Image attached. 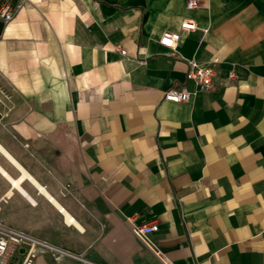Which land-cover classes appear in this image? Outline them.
Segmentation results:
<instances>
[{
	"label": "crops",
	"instance_id": "crops-1",
	"mask_svg": "<svg viewBox=\"0 0 264 264\" xmlns=\"http://www.w3.org/2000/svg\"><path fill=\"white\" fill-rule=\"evenodd\" d=\"M188 1L15 0L0 24V223L86 260L35 264H264V0Z\"/></svg>",
	"mask_w": 264,
	"mask_h": 264
},
{
	"label": "built area",
	"instance_id": "built-area-1",
	"mask_svg": "<svg viewBox=\"0 0 264 264\" xmlns=\"http://www.w3.org/2000/svg\"><path fill=\"white\" fill-rule=\"evenodd\" d=\"M199 0H189L187 9L194 10L199 8ZM16 16L15 0H0V24L7 25L14 20ZM197 29V24L190 20H185L181 24L180 32H167L161 39L160 44L170 48L176 49L182 40L183 32H193ZM118 51L126 56L127 53L122 48ZM217 60L212 61L210 64H200L196 61L190 62L189 70L187 72V79L196 82L202 89L210 88L213 86L217 70ZM235 74L231 75V79H235ZM0 97L9 99V95L0 88ZM191 93L183 90H171L167 92L165 99L172 102H186L190 100ZM2 102L0 99V121L10 116L11 109L2 110ZM159 229L158 223L146 224L133 228L134 235L142 239L150 232H157ZM43 249L52 252L59 256L74 258L81 261H86L72 252L54 246L44 240L35 238L23 231L6 226L0 223V264H16L15 258L22 256L21 264H35L38 257V250ZM24 250V252H21ZM89 264H92L88 262Z\"/></svg>",
	"mask_w": 264,
	"mask_h": 264
},
{
	"label": "bare ground",
	"instance_id": "bare-ground-1",
	"mask_svg": "<svg viewBox=\"0 0 264 264\" xmlns=\"http://www.w3.org/2000/svg\"><path fill=\"white\" fill-rule=\"evenodd\" d=\"M0 170L2 171V172H4L5 173V171L1 168V166H0ZM6 174V173H5ZM26 177H29V175L24 171V175H22L21 176V178L19 179H16V180H14V179H12V178H10L11 179V181H12V183L14 184V186L16 187V188H18V189H20V190H22V188H21V183L25 180V178ZM39 187H40V189L50 198V199H52L53 200V198L48 194V192L42 187V186H40L39 184H37ZM54 202H55V200H53ZM57 205H58V203L57 202H55ZM67 218H68V221L69 222H75V220L74 219H72V217L69 215V214H67Z\"/></svg>",
	"mask_w": 264,
	"mask_h": 264
},
{
	"label": "water",
	"instance_id": "water-1",
	"mask_svg": "<svg viewBox=\"0 0 264 264\" xmlns=\"http://www.w3.org/2000/svg\"><path fill=\"white\" fill-rule=\"evenodd\" d=\"M21 252H24V250H21Z\"/></svg>",
	"mask_w": 264,
	"mask_h": 264
}]
</instances>
